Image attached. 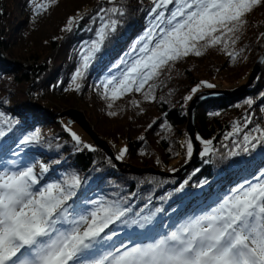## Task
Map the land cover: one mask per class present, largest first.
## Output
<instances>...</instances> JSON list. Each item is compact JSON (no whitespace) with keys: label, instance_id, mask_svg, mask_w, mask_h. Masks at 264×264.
Listing matches in <instances>:
<instances>
[{"label":"trees","instance_id":"1","mask_svg":"<svg viewBox=\"0 0 264 264\" xmlns=\"http://www.w3.org/2000/svg\"><path fill=\"white\" fill-rule=\"evenodd\" d=\"M30 2L0 0V49L3 52L0 54V112L14 122L12 131L0 138V153L18 150L16 145L24 135L38 131L41 142L31 146L54 163V179L65 172L78 173L83 178V191L93 198L134 192L133 212H139L150 199L145 212L157 207L164 209L157 217L170 215L171 211L174 214L202 182L215 183L217 176L225 172L234 176L235 166H242L247 159L257 162L264 157V144H261L256 149L259 156L254 149L249 153L241 152V156L224 158L234 149L224 135L235 122L252 116V123L264 128L262 68L247 89L207 101L197 108L196 136L211 139L216 155H201L180 177L135 172V169L155 168L172 174L188 163L192 156L189 158L186 152V143L191 141L186 128L189 102L186 97L194 94L191 90L197 86L226 91L225 88L239 87L249 80L251 66L264 50V6H257L246 17L248 23L235 45V49L242 52L235 60L219 46L207 49L200 57L189 55L170 70L165 69L155 81L154 101H145L143 94L133 92L116 101L113 109H108V102L100 95L102 89L97 90L96 86L141 36L148 25L152 0H119L117 5L109 4L108 0H57L39 14H34ZM113 6L122 7L125 15L118 17L120 23L115 32L96 55L82 88L75 91L74 86L69 88V83L79 64V48L85 40L94 38L101 22L98 18L93 22V17L100 8ZM81 16L83 19L73 25L72 31L62 30L70 17L79 19ZM90 27L92 31H88ZM202 81L214 86L208 88ZM249 99L253 101L251 105L246 103ZM132 100L138 101V106L133 105ZM75 105L84 110L100 137L116 152V157L123 147L127 148L124 159L119 160L124 161L123 166H118L78 124H71L67 118L58 120L38 109L59 111ZM108 111H116L117 115L109 116ZM31 117L34 120H30ZM73 133L80 134L79 144L73 139ZM30 156L35 157V153ZM180 184H184L183 191H177ZM122 228V225L116 226V229Z\"/></svg>","mask_w":264,"mask_h":264},{"label":"snow or ice","instance_id":"2","mask_svg":"<svg viewBox=\"0 0 264 264\" xmlns=\"http://www.w3.org/2000/svg\"><path fill=\"white\" fill-rule=\"evenodd\" d=\"M118 2L108 0L112 5ZM152 4L146 30L96 86L102 89L100 95L108 109L133 92L143 94L145 101H154L155 81L189 55L200 57L219 46L235 60L242 52L235 45L248 23L246 17L257 6H264V0H152ZM47 7L35 5L34 14ZM123 15L122 7L113 6L101 7L93 17V22L98 18L101 24L96 38L81 45L79 64L71 76L73 90L82 88L96 55ZM80 19L83 17H70L62 30L72 31ZM198 90L199 86L191 91ZM131 103L139 104L136 100ZM107 115L116 116L117 112L108 111ZM251 123V116L245 117L243 125L235 122L224 139L239 137ZM13 126L11 118L0 112V138ZM72 136L79 144L80 138L75 133ZM41 139L38 131L24 135L16 145L18 150L11 152L13 158L0 153V264H264V171L230 188L199 214L165 223L156 221L163 208L145 212L150 199L139 212H133L134 192L93 198L83 191L78 173L46 179L49 166L32 162L26 151ZM197 139L204 145L202 156L217 154L211 139ZM261 144L264 128L257 126L242 140L233 139L234 149L224 158L249 153ZM126 152L127 148L122 149L116 159ZM186 152L190 158L191 141L186 143ZM204 183L207 181L199 186ZM183 189L180 184L177 191ZM121 225L133 231L117 243L114 238L120 234L116 226Z\"/></svg>","mask_w":264,"mask_h":264},{"label":"water","instance_id":"3","mask_svg":"<svg viewBox=\"0 0 264 264\" xmlns=\"http://www.w3.org/2000/svg\"><path fill=\"white\" fill-rule=\"evenodd\" d=\"M1 52V49H0ZM264 65V51L261 53V55L258 57L256 64L253 68V71L249 77V80L237 87L235 90H211L209 92H206L205 90H202L200 92H198L194 98L192 99L189 107H188V111H187V116H188V123H187V130H188V134L189 137L193 143L194 146V153L191 157V159L188 161L187 164H185L178 172L176 173H167L165 171L162 170H157L155 168H147V169H135L136 173H156V174H160V175H164V176H168V177H180L182 174L185 173V170L190 167L193 163H195L196 161H198L200 159V152L202 150V147L200 146L201 143L199 142V140L197 139V128H196V123H195V112L197 107L208 100L211 99H216L219 97H223V96H231V95H235L238 94L240 92H242L243 90L247 89L249 86H251L255 79L257 78V76L260 74L259 72L261 71L262 67ZM29 69H32V67H29ZM39 110L44 111V109L38 107ZM50 112V113H49ZM48 113L50 115H53L51 110H48ZM60 115V116H59ZM57 116H59V120H61V118H66L68 116L74 115L77 117V119L74 118V120H71V123H76L78 124L89 136L90 138L93 140V142L100 148L104 149L108 155L117 163L118 166H123L122 162H119L116 159L115 153L113 150H111L110 146L107 147V142L102 139L100 137V135L98 133H96L90 126L89 123L86 120L85 114L82 111H78L76 109H69V110H65L64 112H61V114H59ZM185 168V169H184ZM153 169V171H151ZM124 171H126L125 169H123Z\"/></svg>","mask_w":264,"mask_h":264},{"label":"rangeland","instance_id":"4","mask_svg":"<svg viewBox=\"0 0 264 264\" xmlns=\"http://www.w3.org/2000/svg\"><path fill=\"white\" fill-rule=\"evenodd\" d=\"M57 0H55V2H56ZM37 4H47L48 6L50 5V4H53V2H52V0H31V2L29 3V5L32 7V9L35 7V5H37ZM67 5H69V3L67 4ZM169 7H171V5L169 6ZM147 26L148 25H146L144 28H143V30H142V33H141V35L143 34V32L146 30V28H147ZM73 27V26H72ZM100 27V26H99ZM98 27V28H99ZM66 28V27H65ZM97 28V29H98ZM89 29H91V31H92V28L90 27V28H88V31H89ZM95 33H96V30H95V32H94V38L93 39H95L96 37H95ZM93 39H91V40H93ZM91 40H85L84 42H86V41H91ZM80 48H81V46H80ZM80 48H79V51H80ZM2 51V50H1ZM79 51H78V53H79ZM264 51V50H263ZM262 51V52H263ZM261 52V53H262ZM256 61L257 60H255L254 61V63L252 64V66H251V69H253L254 68V66H255V64H256ZM262 68H264V65H263V67ZM29 69V68H28ZM220 73L222 74V72L220 71ZM257 79V78H256ZM255 82V81H254ZM69 88H71V84L69 83ZM237 87H233V88H225V89H227V90H235ZM205 88H202V89H199L196 93H194V94H192L191 96H192V99L194 98V96L198 93V92H200V91H202V90H204ZM192 99L191 100H188L189 102H188V105H187V111H188V107H189V105H190V103H191V101H192ZM78 104V106L80 107V105H79V103H77ZM77 105H75L74 107H72V108H67V109H62V108H60V109H58L60 112H63V111H65V110H69V109H76V110H78V111H82L84 114H85V112H84V110L81 108H79ZM122 107H124L123 106V104L121 105ZM47 112H48V110H50V109H45ZM54 109H52V111H53ZM45 113V112H44ZM50 113V112H49ZM55 113V112H54ZM48 114V113H47ZM263 116H264V105H263ZM55 117H57L58 118V116H55ZM85 117H86V120H87V122L89 123V126L97 133V131H96V129L94 128V123L91 121V120H89L88 118H87V116H86V114H85ZM252 117V116H251ZM67 119H69L68 117H66ZM34 120V118L33 117H31L30 118V120ZM245 119V118H244ZM244 119L243 120H241V121H237V122H239L241 125H243V123H244ZM29 120V121H30ZM58 120H59V118H58ZM71 123V122H70ZM195 123H196V119H195ZM72 124V123H71ZM257 126H255L253 123H251V124H248L247 125V127H244L243 128V131L240 133V136L239 137H235V138H229L228 140H226L228 143H233V139H237L238 141L239 140H242V137H243V135L245 134V133H247V132H250L252 129H254V128H256ZM187 128V127H186ZM77 129V128H76ZM232 130V127L230 128V130H228L226 133H228L229 131H231ZM76 132H78V131H76ZM187 132H188V130H187ZM189 133V132H188ZM226 133H225V135H226ZM77 135H78V137H80V134L79 133H76ZM88 135V134H87ZM224 135V136H225ZM89 136V135H88ZM90 137V136H89ZM80 141H81V137H80ZM85 142V141H84ZM107 147L108 146H110V148H111V150H113V148L111 147V145L107 142ZM201 146V145H200ZM260 146V145H259ZM259 146L256 148V149H258L259 148ZM123 148H125V147H123ZM203 148V147H202ZM29 149H31L30 150V152H33V153H35L36 152V154L37 153H39L40 151L37 149V148H35V147H33V146H29L28 147V150ZM254 150L255 152V154L256 153H258L257 152V150ZM42 155L44 154V153H42V152H40ZM117 154H118V152H117ZM41 155V156H42ZM242 155V154H241ZM240 155V156H241ZM257 156H259V154H256ZM264 155V154H263ZM33 159H32V162L35 160V157L34 156H31ZM124 159V158H123ZM262 160H264V157L262 156L260 159H259V161H262ZM38 162H42V163H45V164H47L48 166H49V168H50V171L52 170V165H54V163L53 162H49L47 159H42L40 156H38V160H37ZM37 161H35V162H37ZM181 161V160H180ZM249 161H251V162H255L254 160H248L247 159V161H245V163H243V165L241 166V165H238V166H235L234 167V170H237V172H236V174L233 176V175H230V174H227L226 172H225V174L224 173H220V175L219 176H217V179H216V181H215V183H212V184H210V186H208V187H206V186H203L202 188H199V189H196L195 190V192L194 193H202V196L204 195V198L203 199H195L194 201H191L190 202V209L183 215V213H181V215H182V219H180L179 218V216H174V217H172V222L173 221H180V220H183V219H185V218H187V217H189V216H192V215H197V214H199L202 210H203V204H208L210 201H206V196H207V194L208 195H210V197H213L214 196V194H213V189H214V187L216 188V186H218V187H220L219 189H223V187H225L226 189H228V187H233V186H235V185H237L238 183H239V177H241V175H244V173H245V171H246V168H248V167H250V166H253V165H250V162ZM258 161V162H259ZM122 162H124V161H122ZM242 168H244V170H242ZM185 169V168H184ZM151 171H153V169L151 170ZM226 174H227V176H226ZM232 178H235V179H232ZM178 179V178H177ZM225 179H227V180H230V182L229 183H227V182H225ZM219 184L221 185V186H219ZM229 185V186H228ZM213 187V188H212ZM175 191V190H174ZM162 219H164V217L162 218ZM165 219H166V217H165ZM165 223H166V220H165Z\"/></svg>","mask_w":264,"mask_h":264},{"label":"bare ground","instance_id":"5","mask_svg":"<svg viewBox=\"0 0 264 264\" xmlns=\"http://www.w3.org/2000/svg\"><path fill=\"white\" fill-rule=\"evenodd\" d=\"M252 71H253V69H252ZM252 73V72H251ZM251 75V74H250ZM213 90H215V89H213ZM206 92H209V91H211V89L210 90H205ZM64 112V111H63ZM61 114V113H60ZM60 116V115H59ZM68 118L70 119V120H74V118L75 119H77V117L76 116H74V115H71V116H68Z\"/></svg>","mask_w":264,"mask_h":264}]
</instances>
